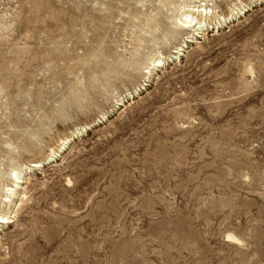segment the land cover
Instances as JSON below:
<instances>
[{"label": "rangeland", "instance_id": "1", "mask_svg": "<svg viewBox=\"0 0 264 264\" xmlns=\"http://www.w3.org/2000/svg\"><path fill=\"white\" fill-rule=\"evenodd\" d=\"M2 216L0 264H264V0H0Z\"/></svg>", "mask_w": 264, "mask_h": 264}, {"label": "bare ground", "instance_id": "2", "mask_svg": "<svg viewBox=\"0 0 264 264\" xmlns=\"http://www.w3.org/2000/svg\"><path fill=\"white\" fill-rule=\"evenodd\" d=\"M202 7V6H201ZM194 12L195 13H198V16H200L201 18H199L198 16H193V14H194ZM213 12V10L211 9V8H207V7H205V8H202V9H200V7L197 9V10H195L194 8L193 9H191V10H186V11H183L182 13H181V15H180V17H179V20H178V26L180 27V28H183V29H193V31L194 32H197V37H199V35L201 34V33H203V32H205V26H206V23L203 21V19H204V17L205 16H207L209 13H212ZM237 14V13H236ZM234 15V14H233ZM234 17V16H233ZM219 25H220V23H219ZM223 25V24H222ZM217 28H220V27H217ZM216 29V28H215ZM217 30V29H216ZM189 39V38H188ZM188 42H191V40L190 41H188ZM185 47V46H184ZM183 46H178V48H176L175 50H174V52H172L173 53V55H176V56H174L173 58H175V57H177V55H181V52L183 51V48H184ZM173 55H171V56H173ZM179 57H177L176 59H178ZM154 61V66L155 65H157V63H162L161 61H159V60H153ZM159 65V64H158ZM157 65V66H158ZM141 88V87H140ZM139 90V89H138ZM134 98V97H133ZM119 105H121V104H119ZM122 107V106H121ZM106 115V114H105ZM102 116V118H101V121H103V122H105L106 120H107V116ZM99 118V119H100ZM100 123V122H99ZM83 129H84V127H83ZM83 129H81V130H83ZM85 130H88V128H85ZM80 132V131H79ZM76 133V132H75ZM81 134V133H80ZM79 135V134H78ZM71 139L70 138H67V139H65V140H63L62 142H61V144L58 146V149H62V147L64 146H66L67 145V143L70 141ZM58 151H60V150H56L55 148H53L52 149V154H51V156H52V158L54 157V156H57V152ZM45 160V162L44 161H39V162H32L31 163V166L30 167H32V168H36V169H39V168H41L43 165H45V164H47L49 161H51V158L49 157L48 158V162H46V160L47 159H44ZM22 172L23 171H13V173H12V176H13V178L15 179V182L14 183H16V184H19L20 183V181H21V174H22ZM14 188H11V189H8V191L7 192H11L10 193V195L12 196V194L14 193ZM16 192V191H15ZM9 194H8V196H7V199L9 198V200H7V201H5V202H7V203H12V199H11V196H10ZM12 221H13V219L11 220V218H9V217H6V216H2L1 217V219H0V223L2 224V225H7V224H11L12 223Z\"/></svg>", "mask_w": 264, "mask_h": 264}]
</instances>
